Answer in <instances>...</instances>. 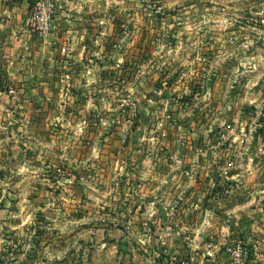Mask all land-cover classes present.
<instances>
[{"label": "crops", "instance_id": "0c3cea01", "mask_svg": "<svg viewBox=\"0 0 264 264\" xmlns=\"http://www.w3.org/2000/svg\"><path fill=\"white\" fill-rule=\"evenodd\" d=\"M39 1L53 19L45 34L30 22ZM180 2L0 0V204L11 218L22 201H44L45 211L62 219L65 203L81 207L85 197L95 209L106 196L110 212L130 221L122 236L128 239L131 220L138 221L146 244L153 234L140 220L158 218L162 208L169 217L174 205L182 221L201 217L191 210L204 202L197 194L204 160L202 178L183 176L185 163L199 160L186 147L198 134L180 143L178 128L198 120L179 109L195 101L160 98L167 90L162 69H169L160 63L161 33L178 24ZM169 109L175 125L165 146L172 155L157 163L145 141L149 125L156 129ZM82 188L89 195L79 194Z\"/></svg>", "mask_w": 264, "mask_h": 264}, {"label": "rangeland", "instance_id": "374dc122", "mask_svg": "<svg viewBox=\"0 0 264 264\" xmlns=\"http://www.w3.org/2000/svg\"><path fill=\"white\" fill-rule=\"evenodd\" d=\"M177 21L161 33L160 63L169 69H162L167 90L160 98L195 101L179 109L198 120L178 128L180 143L199 135L186 145L199 160L185 163L183 176L202 178L204 160L205 189H197L204 202L191 210L201 217L182 221L174 205L169 217L162 208L158 218L140 220L153 234L145 244L138 221L131 220L128 239L122 236L130 221L110 212L106 196L93 209L84 197L89 188L79 190L81 207L65 203L62 219L45 211L44 201H22L11 218L4 201L0 264H264V0H181ZM173 113L156 129L149 125L145 142L157 163L172 155L165 140Z\"/></svg>", "mask_w": 264, "mask_h": 264}, {"label": "built area", "instance_id": "2783aa9c", "mask_svg": "<svg viewBox=\"0 0 264 264\" xmlns=\"http://www.w3.org/2000/svg\"><path fill=\"white\" fill-rule=\"evenodd\" d=\"M16 2H21L23 0H14ZM52 14L49 11H45L44 5L41 1L37 2L31 12L30 22L35 25L41 34L47 33L52 27ZM129 108L135 111V103H130Z\"/></svg>", "mask_w": 264, "mask_h": 264}]
</instances>
